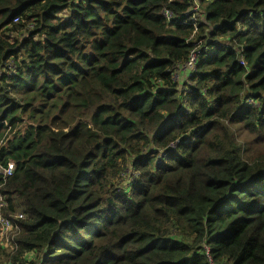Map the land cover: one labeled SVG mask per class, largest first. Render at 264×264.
Returning <instances> with one entry per match:
<instances>
[{"label":"trees","instance_id":"16d2710c","mask_svg":"<svg viewBox=\"0 0 264 264\" xmlns=\"http://www.w3.org/2000/svg\"><path fill=\"white\" fill-rule=\"evenodd\" d=\"M8 163L12 264H264V0H0Z\"/></svg>","mask_w":264,"mask_h":264},{"label":"built area","instance_id":"2783aa9c","mask_svg":"<svg viewBox=\"0 0 264 264\" xmlns=\"http://www.w3.org/2000/svg\"><path fill=\"white\" fill-rule=\"evenodd\" d=\"M167 17H170L168 13H165ZM19 19L15 20V23L18 22ZM198 61L197 51L194 50L188 62L182 66V71L187 74V76L193 73L196 69V64ZM14 165L12 163H8L6 168L0 166V176H2L5 180L14 174ZM9 205L4 196L0 194V249H11L12 251H16L18 248V237L21 234V230L18 224V220L22 218L21 215H6V210ZM208 251V250H207ZM37 254L36 252H30L26 255L27 262H35Z\"/></svg>","mask_w":264,"mask_h":264},{"label":"rangeland","instance_id":"374dc122","mask_svg":"<svg viewBox=\"0 0 264 264\" xmlns=\"http://www.w3.org/2000/svg\"><path fill=\"white\" fill-rule=\"evenodd\" d=\"M18 212H22V209H19L17 211V213L15 214V216L22 215V214H20ZM17 249H16L15 252L12 251L11 249H5L6 253H3V255L1 256L0 264H12V262H13V258L12 257L17 254Z\"/></svg>","mask_w":264,"mask_h":264}]
</instances>
